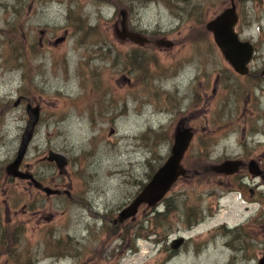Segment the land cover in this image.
I'll use <instances>...</instances> for the list:
<instances>
[{
	"label": "rangeland",
	"instance_id": "1",
	"mask_svg": "<svg viewBox=\"0 0 264 264\" xmlns=\"http://www.w3.org/2000/svg\"><path fill=\"white\" fill-rule=\"evenodd\" d=\"M232 2L255 50L245 74L204 28ZM121 11L147 44L120 37ZM28 105L39 119L20 168L69 196L5 171ZM180 118L194 130L185 174L114 224L167 160ZM49 151L66 156L62 173ZM229 159L245 165L211 170ZM252 160L264 171V0H0V264H258Z\"/></svg>",
	"mask_w": 264,
	"mask_h": 264
},
{
	"label": "water",
	"instance_id": "2",
	"mask_svg": "<svg viewBox=\"0 0 264 264\" xmlns=\"http://www.w3.org/2000/svg\"><path fill=\"white\" fill-rule=\"evenodd\" d=\"M121 16V30H118V34L121 38H128L141 44H143L144 41H147L145 37H141L139 34L127 30L125 22L126 14L124 11H121ZM237 22L238 14L235 5L232 2L230 7L224 9L211 20L206 22L205 29L212 33L217 47L225 59L232 65L234 70L240 74H245L248 69L247 64L253 55L254 47L250 42L239 39V35L234 28ZM164 44H166V46H172L170 41ZM26 111L28 114V120L26 121L24 131L21 135L17 154L6 166L5 171L7 175L12 177L29 179L36 188L45 192L46 195L60 194L61 190L54 188L50 189L43 186L42 183L37 181L31 173L20 170V165L27 152L28 144L31 138H33L35 127L39 119V108L37 106L31 108L28 105ZM191 137V129H185L175 133L174 144L167 160L154 172L149 182L144 185L133 200L118 212L117 218L113 221L114 224L118 222L122 223L129 218L134 219L141 204L145 203L148 207H154L162 200L172 185L177 181L178 177L185 174V169L181 164V160L190 143ZM47 160L54 162L61 173L68 163L65 155L55 151H49ZM244 165L245 163L242 160L229 159L220 164L211 166V170L216 173L232 175L238 172L240 167ZM246 165L252 176L264 177V172L259 168L258 163L252 160ZM63 192L67 194L69 193L67 190H63ZM183 242V238L175 239L174 248L178 247ZM258 264H264V255L259 259Z\"/></svg>",
	"mask_w": 264,
	"mask_h": 264
},
{
	"label": "flooded vegetation",
	"instance_id": "3",
	"mask_svg": "<svg viewBox=\"0 0 264 264\" xmlns=\"http://www.w3.org/2000/svg\"><path fill=\"white\" fill-rule=\"evenodd\" d=\"M146 38V37H145ZM147 39V38H146ZM148 39H147V41H144V42H146L145 44H147L148 43ZM197 101H196V104H195V109H198V111H199V96H197V99H196ZM198 120H199V115H198ZM185 121V119L184 118H180L178 121H177V124H176V126H175V131H174V139H175V133L177 132V131H183L182 130V124H183V122ZM196 128H197V130L199 131V121H198V123H197V126H196ZM191 129H193V127H191ZM192 131V137H191V140H192V138H193V131L194 130H191ZM199 138V137H198ZM174 139H173V144H174ZM191 140H190V143H189V145L191 144ZM199 140V139H198ZM173 144H172V146H173ZM172 146H171V149H172ZM189 147V146H188ZM188 149V148H187ZM186 153V152H185ZM185 153H184V155H185ZM170 154H171V150H170ZM169 154V155H170ZM184 157L185 156H183V159H182V161L184 160ZM29 172V171H28ZM33 174V173H32ZM34 175V174H33ZM34 177L36 178V179H38L35 175H34ZM39 180V179H38ZM27 181V183L28 184H31V185H34L31 181H29V180H26ZM38 190V189H37ZM63 190L64 189H62L61 191V193H63ZM38 191H40V192H42L41 190H38ZM60 193V194H61ZM67 194V193H66ZM68 196H69V193L67 194ZM160 203V202H159ZM158 203V204H159ZM155 208V207H154Z\"/></svg>",
	"mask_w": 264,
	"mask_h": 264
},
{
	"label": "trees",
	"instance_id": "4",
	"mask_svg": "<svg viewBox=\"0 0 264 264\" xmlns=\"http://www.w3.org/2000/svg\"><path fill=\"white\" fill-rule=\"evenodd\" d=\"M237 26V25H236ZM204 28H205V25H204ZM236 30V29H235ZM237 31V30H236ZM15 65H16V63H15ZM243 167V166H242ZM242 167H240V169L239 170H241L242 169ZM34 176V175H33ZM38 180V179H37ZM39 182H41V180H38ZM42 184H43V182H41ZM44 185V184H43Z\"/></svg>",
	"mask_w": 264,
	"mask_h": 264
},
{
	"label": "bare ground",
	"instance_id": "5",
	"mask_svg": "<svg viewBox=\"0 0 264 264\" xmlns=\"http://www.w3.org/2000/svg\"><path fill=\"white\" fill-rule=\"evenodd\" d=\"M17 64V63H16Z\"/></svg>",
	"mask_w": 264,
	"mask_h": 264
}]
</instances>
